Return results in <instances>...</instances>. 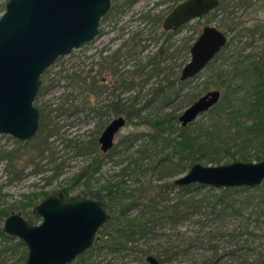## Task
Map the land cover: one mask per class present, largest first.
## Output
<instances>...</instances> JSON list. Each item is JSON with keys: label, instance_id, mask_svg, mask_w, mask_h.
I'll list each match as a JSON object with an SVG mask.
<instances>
[{"label": "rangeland", "instance_id": "374dc122", "mask_svg": "<svg viewBox=\"0 0 264 264\" xmlns=\"http://www.w3.org/2000/svg\"><path fill=\"white\" fill-rule=\"evenodd\" d=\"M128 1L110 0L111 16L105 20L101 18L98 36L81 44L71 52L58 56L57 60L46 67L41 74L42 83L39 86L34 104L39 109V123L44 118L46 126L42 127V123H40L36 135L27 141L0 132V150L13 149L16 151V157L25 158L22 165L17 166V170H20L17 177L7 171L6 161L0 157V189L3 195L0 204L10 208L11 212H22L26 218L27 215L34 216L33 223L41 221L40 217L33 213L32 207L42 201L43 197L61 191L66 187L73 188L72 195H81V191H84V182L77 184L74 178L92 161L93 157L97 154L103 155L99 145L93 151L81 152L78 150L80 145H86L92 139H97L103 128L113 117H116V115H113L105 120V117L101 118L92 109L101 101L108 103L111 100V96H107L108 92L101 91L99 96L95 97L93 94L87 102L84 100V92L86 93V88L92 81L90 74L110 72L109 67H104L102 62L109 59V63L111 54L117 55L113 66L120 74L123 72L124 75L130 76L134 71L144 66V74L133 83L131 89L121 92L119 89L122 88L117 83L119 97L131 101L134 98L133 96H136L138 105L144 104L146 100L151 98L152 90L157 87L156 85H163L164 83L163 74L151 75L153 64L148 61L149 57L153 56L155 50L163 42L164 37L158 35V29L162 26V22L159 26L147 17L151 18L158 15L162 21L163 17L172 10V7L182 2V0ZM242 1H248L249 3L245 5ZM230 12L233 13L231 16L236 21L238 20L241 26H238V30L235 32H228L227 44L211 63H208L199 72L196 78L186 83V86L178 94L179 96L171 99L166 104L157 99L152 105L144 107L141 112L145 118L144 120H137L134 123L126 122L114 138L117 153L113 157L104 156L100 170L94 174L89 182L90 189L95 190L108 182L115 183L118 180L124 181L126 189L127 184L130 188H136L139 184L147 185L150 183L156 185L163 181H173L188 171L190 165L184 163L187 166L186 168L180 169L178 173L171 172L170 170L173 167L177 168L173 164V167L169 165L166 169L167 172L165 173L168 174L160 178L158 176L160 172L153 171L151 168L155 157L150 150V155L147 154L146 157L140 159V166L124 176L121 171L127 160L124 161L123 146L119 140L124 134L135 131V129L144 132V134L156 132L154 123L158 117L164 116L168 112L178 115L187 108V105L209 89L219 88L222 95L226 94V88L218 82L219 80L216 77L218 70L228 73L239 61L261 60L262 54H264V0H225L223 6L220 3L213 12L194 18L176 29L170 40L172 42L171 47L174 48L175 45L181 43L180 41L186 36L191 37L192 43L206 24L226 30V25L230 22V18L227 17ZM135 33H143V39L141 45L132 50L131 45L125 43ZM151 34L156 35L151 38ZM184 58L183 62H181L183 56L164 60L161 64L162 67H165V73L180 71L177 63L181 62L184 66L185 62L189 60L190 54ZM108 63H105V66ZM104 76H109V73L104 74ZM253 80L252 78L246 80L247 82L240 79L234 81L228 91L230 97H234L233 103L235 105L238 104L240 97L248 96L247 93L249 92L247 90L251 89L256 83ZM110 85L111 83L108 85L109 89L103 88V90H112ZM209 113L208 111L199 114L194 122L207 123ZM50 123L51 125L47 127ZM179 125L180 122L177 121L176 127ZM49 129L54 131L50 137H47ZM42 139H46L45 148L40 152V150L35 149V143ZM152 146L153 143L147 137L146 139L139 138L132 144L129 151L136 156V149H146V147L151 149ZM157 148L159 149L160 146ZM173 160H175L174 157ZM223 160L225 161V159ZM199 163L212 164L208 163L206 159L200 160ZM170 197L173 200L178 197L176 187H170ZM33 198L34 203L31 204ZM22 206L26 207L25 210L21 209ZM113 206L111 209L108 208L110 219L99 231V235L105 239L114 228L115 221L112 214H118V205L113 204ZM136 212H138V209L132 207L130 211L128 209L127 213H131L133 216ZM188 213L190 214L182 222L171 225L168 223L163 224L156 228L154 233H150L146 237H140L135 248L132 247L131 239L124 248L118 251L93 246V250L79 256H83V260L86 261L83 264H147V255L153 254L155 257H162L163 254L161 253L164 249L170 250L168 253H172L177 250L175 247L172 248V245H177L181 246V249L183 247L188 248L187 250H177V253L173 254L170 259L165 260L163 264H195L197 261L211 255L212 251L207 244V240L211 236H214L212 237L213 245L217 244L220 251L224 252V262H230L233 259L232 261L235 264H239L242 258L256 261L258 254L264 252V240L243 231L248 221L246 219L247 215H226L224 219L210 221L200 212H190L189 210ZM0 223L2 225L3 221H0ZM218 230L226 234L218 236ZM11 240L16 241L18 239L11 238ZM247 243L249 244L248 248L243 245H247ZM183 244L184 246H182ZM3 245L4 243L0 241V263L13 264L17 262L20 249L2 251ZM238 247L239 249L235 255L228 254L229 251H234ZM252 248H255V250H252ZM78 257L70 264H76Z\"/></svg>", "mask_w": 264, "mask_h": 264}, {"label": "trees", "instance_id": "16d2710c", "mask_svg": "<svg viewBox=\"0 0 264 264\" xmlns=\"http://www.w3.org/2000/svg\"><path fill=\"white\" fill-rule=\"evenodd\" d=\"M6 1L7 0H0V14L5 9L4 4ZM224 1L225 0H220L222 6ZM242 3L247 5L249 2L242 1ZM231 15H233L232 12L227 16L230 18V22L226 25L225 29L229 32H235L241 24ZM109 16H111L110 9L102 19L105 20ZM147 18L156 22L159 26L161 25L162 21L160 16L157 15L151 18L148 16ZM158 32L159 36L161 35L164 37L163 42L155 50L153 56L149 57L148 61L153 64L151 75L163 74L164 83L163 85H156L157 87L153 88L151 98L146 100L144 104L138 105L136 96H133L134 98L131 101L120 98L117 88V83H119V87L122 88L119 89L121 92L131 89L130 87L133 83L144 74V66L134 71L130 76L124 75L123 72L120 74L117 72L115 66H113L117 55L111 54L110 64L108 63L109 59L102 62L104 67H109L110 72L105 71V73L102 74L101 72L95 75L90 74L92 81L88 84L86 93L84 92V100L87 102L93 94L95 97L99 96L101 91L108 92L109 94L107 96H111V100L108 103L101 101V103L92 107L101 118L105 117L104 119L106 120L116 115L125 118L127 123H134L137 122V120L142 121L145 119L141 114L144 107L152 105L157 99L166 104L171 99L179 96L178 94L186 86V83L189 82L187 79L185 81L180 80V71L165 73V67H162L161 63L164 62V60L176 56H183L181 61L183 62L185 60L184 57L190 53L191 37H184L180 41L181 43L175 45L173 48L171 47L172 42H170V40L176 30H173V32L166 31L160 26ZM142 34L143 33L133 34L125 44L131 45V49L135 50L141 45L140 43L143 39ZM155 35H152L151 38L155 37ZM247 61L248 60L239 61L228 73L218 70L216 77L219 80L218 82L226 88V94L222 95L219 102L208 110L210 116L207 123L199 121L187 127H182L181 125L176 127L178 121L177 114L168 112L164 116L156 119L154 123L156 132L144 134V132H139L135 129V131L124 134L119 140L120 144L123 146L124 161L127 160L125 167L121 171L122 174L124 176L128 175L134 168L140 166V159L146 157L150 152L153 153L155 157L153 160L155 162L152 161L153 164L151 168L153 171L160 172L158 175L160 178L168 174L165 173L167 172L166 169L169 165L173 167V164L177 166V168L173 167L170 171L178 173L180 169L187 167L184 163H189L191 166L193 163L199 162L202 159H206L210 164H222V161H224L223 159H225L223 163H230L235 160H263L264 54H262L260 61ZM181 62L177 63V66L180 67L179 69L183 66ZM105 63L108 64L105 66ZM108 73L109 76H104V74L107 75ZM252 78L256 83L251 89L247 90V92H249L247 93L248 96L240 97V99H238V104L235 105V103H233L234 97H230L229 88L236 80L240 79L246 81ZM109 83H111L110 88H112V90H103V88H108ZM43 119L44 118H42L40 122L42 123V127L46 126ZM49 125H51V123L48 124L47 127H49ZM53 131L54 130L49 129L47 131V137H50ZM146 137L153 143L152 148H138L135 150L137 154L135 152L136 156H134L132 152L129 151L130 147L136 139H146ZM45 140L46 139H42L35 143V149L37 151L40 150V152H42L44 150ZM97 145L96 138H94L88 144L80 145L78 150L81 152L93 151L97 149ZM158 146H160L159 149L157 148ZM116 149L117 146L114 144L107 154H97L93 157L92 161L78 173L77 177L74 178L77 184L84 182V191H81V195L107 200L110 209L114 207L113 204L118 205V214H112L115 221L112 232H110L107 239L101 236V240L96 244L95 248L102 247L110 251H118L124 248L131 239L132 247L135 248L140 237H146L150 233H154L155 229L163 224L168 223L171 225L182 222V220L190 214L188 213L189 210L190 212L195 211L202 213V215L210 221L224 219L226 215H247L246 219L248 221L243 231L251 236L264 240V181L254 187L244 185L219 188L203 183H191L189 185L178 186L174 181H163L156 185L150 183L147 185L139 184L136 188H130L129 184H127L126 189V186L124 187V181L118 180L115 183L108 182L99 187V189H90L91 185H89V182L94 177V174L100 170L102 159L104 156L113 157V155L117 153ZM165 151L166 153H164ZM0 157L5 159L7 171L18 177L20 170H17V166H21L25 158L16 157V151L13 149H1ZM173 157L176 161L173 160ZM179 166L180 168L178 169ZM170 187L177 188L178 197H176L175 200L171 197L169 198ZM72 190L73 188L66 187L61 191L67 196L72 193ZM2 196L0 189V199ZM34 198L31 200V204ZM23 207L24 206H22L21 209L25 210L26 207ZM132 207L138 209V212L133 214V216L131 213H127L128 209L130 211ZM10 213V208L1 206L0 204V221H3ZM33 218L34 216L27 215V220L31 223L33 222ZM218 232V236H224L226 234L220 230H218ZM212 237L214 236L209 237L207 240L208 247L212 251L211 255L205 257L203 260L197 261L195 264H235L234 261H232L233 259H231V261L229 260L230 262L223 261L225 254L223 251H220L217 244L213 245ZM0 241L4 243L3 248H1L2 251H12L15 248L20 249V256L17 262L13 264H21L27 256L26 245L20 240H11V238L2 231L1 223ZM243 245L247 248L249 247L248 243L247 245ZM182 246H184V244ZM174 247L175 249L177 248L178 251L183 249L187 250L188 248L183 247V249H181V246L172 245V248ZM238 249L239 247L234 251H229L228 254L235 255ZM91 250L93 249H89L88 252ZM177 250L168 253L170 250L164 249L161 253L163 254L162 257L157 258L163 264L165 260L170 259L173 254H176ZM252 250H255V248H252ZM146 253L148 254V252ZM78 258L76 264H83L86 262L83 260V256H79ZM256 259V261H250L247 258H242L239 264H264V252H260Z\"/></svg>", "mask_w": 264, "mask_h": 264}, {"label": "water", "instance_id": "95a60500", "mask_svg": "<svg viewBox=\"0 0 264 264\" xmlns=\"http://www.w3.org/2000/svg\"><path fill=\"white\" fill-rule=\"evenodd\" d=\"M219 0H182L163 18L164 30H175L184 23L214 10ZM110 0H7L0 15V132L27 141L39 127L35 98L46 67L81 44L98 36L100 20L110 9ZM225 33L205 25L181 69V80L193 78L226 45ZM209 90L179 115L183 125L208 111L220 98ZM126 119L116 116L103 128L98 141L101 150L114 146V138ZM178 186L191 183L209 186L254 187L264 181V159L235 160L204 165L193 163L175 178ZM39 223H31L22 212H11L3 220L2 231L24 242L27 256L21 264H70L93 247L109 212L102 199L84 196L47 195L32 207ZM147 264H162L153 254Z\"/></svg>", "mask_w": 264, "mask_h": 264}, {"label": "flooded vegetation", "instance_id": "af4514ba", "mask_svg": "<svg viewBox=\"0 0 264 264\" xmlns=\"http://www.w3.org/2000/svg\"><path fill=\"white\" fill-rule=\"evenodd\" d=\"M219 3H220V0H219ZM218 5H219V4H218ZM173 7H174V6H173ZM173 7H172V8H173ZM216 7H217V6H216ZM216 7H215V9H216ZM215 9H214V10H215ZM214 10H211V11L205 13V14L211 13V12H213ZM171 11H172V10H171ZM203 16H204V15H203ZM163 18H164V17H163ZM162 20H163V19H162ZM186 23H187V22H186ZM184 24H185V23H184ZM206 25H209V24H206ZM182 26H183V25H182ZM182 26H181V27H182ZM204 27H205V26H204ZM216 27H217V26H216ZM162 28H163V21H162ZM179 28H180V27H179ZM217 28H219V27H217ZM177 29H178V28H177ZM219 29H220V28H219ZM175 30H176V29H175ZM201 30H202V29H201ZM221 30L225 33V35H226L227 38H228V32H229V31H228V30H223V29H221ZM166 31H167V30H166ZM168 31L173 32L172 30H168ZM201 32H202V31H201ZM201 32H200V33H201ZM200 33H199V34H200ZM197 36H198V35H197ZM197 36H196V37H197ZM196 37H195V39H196ZM195 39L193 40V42L191 43V45L195 42ZM227 41H228V40H227ZM226 44H227V43H226ZM190 47H191V46H190ZM223 47H224V46H223ZM223 47H222V48H223ZM222 48H221V49H222ZM189 49H190V48H189ZM221 49L219 50V52L221 51ZM219 52L217 53V55L219 54ZM189 54H190V53H189ZM217 55H215V57H216ZM215 57H214V58H215ZM214 58H213V59H214ZM213 59H211V60L209 61V63H210ZM182 67H183V66H182ZM181 69H182V68H181ZM181 69H180V72H181ZM179 74H180V73H179ZM197 74H199V72H198ZM197 74H196V75H197ZM180 76H181V74H180ZM194 78H196V76H194L193 78L187 79V80L190 81V80H192V79H194ZM180 80H181V78H180ZM182 81H185V80H182ZM209 90H218V91L221 93V90H220L219 88H218V89H209ZM209 90H208V91H209ZM208 91H207V92H208ZM207 92H206V93H207ZM204 94H205V93H204ZM204 94H203V95H204ZM201 96H202V95H201ZM221 96H222V93H221V95H220V98H221ZM199 97H200V96H199ZM199 97H197V99H198ZM220 98H219V99H220ZM197 99L193 100L192 102L196 101ZM192 102H191V103H192ZM218 102H219V101H218ZM218 102H217V103H218ZM191 103H190V104H191ZM215 105H216V104H215ZM187 106H188V105H187ZM213 106H214V105H213ZM213 106H212V107H213ZM210 108H211V107H210ZM210 108H209V109H210ZM182 112H183V111H182ZM205 112H206V111H205ZM201 113H203V112H201ZM201 113H199V114H201ZM180 114H181V113H179V114L177 115V117H178V121L180 122V125H181L182 127H187L188 125L192 124V123L198 118V117H197V118L194 119L193 121L188 122V124L183 125L182 122L179 120V115H180ZM199 114H198V115H199ZM112 119H113V118H112ZM125 124H126V123H125ZM102 132H103V130H102ZM100 135H101V134H100ZM98 139H99V137L96 139V142H97L98 145H99V149H100L101 153H102L103 155H104V154H107V153L110 151V149H108L107 151H104V152H103V151L101 150V143L98 141ZM97 189H99V187H98ZM52 194L59 195V196H62V197H63V196H64V197L74 196V195H72V194L65 196L64 193H63V191H58V192H56V193H52ZM52 194H49V195H52ZM75 196H81V197H84L85 195L82 196V195H80V194H76ZM87 197H90V196H87ZM90 198H92V197H90ZM92 199H101V198H96V197H95V198H92ZM102 200L105 202V204H106V206H107V209H108L109 206H108V202H107V200H104V199H102ZM108 212H109V209H108ZM109 216H110V213H109ZM110 217H111V216H110ZM110 217H109V219H110ZM109 219H108V220H109ZM108 220H107V222H108ZM107 222H106V223H107ZM106 223H104V224L102 225V228H103V226H104ZM102 228H101V229H102ZM101 229H100V230H101ZM99 233H100V232H99ZM100 237H101V236L99 235V237H98L99 239H98L97 243L101 240ZM97 243H96V244H97ZM96 244H95L94 246H96ZM91 248H92V247H91ZM89 249H90V248H89ZM89 249H88V250H89ZM88 250H87V251H88ZM87 251H86V252H87ZM86 252H85V253H86ZM80 255H81V254H80ZM77 257H78V256H77Z\"/></svg>", "mask_w": 264, "mask_h": 264}]
</instances>
